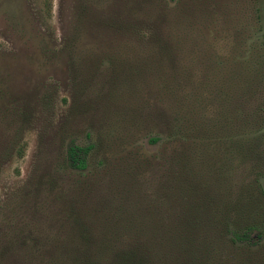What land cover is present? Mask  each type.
Here are the masks:
<instances>
[{"label": "rangeland", "instance_id": "obj_1", "mask_svg": "<svg viewBox=\"0 0 264 264\" xmlns=\"http://www.w3.org/2000/svg\"><path fill=\"white\" fill-rule=\"evenodd\" d=\"M123 248L264 264V0H0V264Z\"/></svg>", "mask_w": 264, "mask_h": 264}, {"label": "trees", "instance_id": "obj_2", "mask_svg": "<svg viewBox=\"0 0 264 264\" xmlns=\"http://www.w3.org/2000/svg\"><path fill=\"white\" fill-rule=\"evenodd\" d=\"M92 149L91 147H82L76 144H73L68 149V164L69 167L75 170H86L88 168V157L91 153ZM229 234H232V239L235 240H244L241 239V236L238 235L239 233L237 231H233V229H228ZM102 250L110 249L111 246H103L100 247ZM102 252V251H101ZM119 257L116 260L115 264H150L148 262V258L146 259L145 254H142V257H138L137 250L134 248H123L121 249ZM92 258L88 256V264H104L102 261L99 260L95 261H89ZM113 263V264H114ZM111 264V263H107Z\"/></svg>", "mask_w": 264, "mask_h": 264}]
</instances>
